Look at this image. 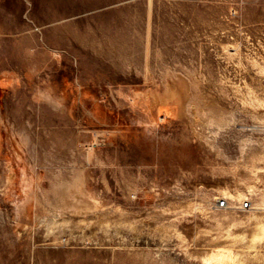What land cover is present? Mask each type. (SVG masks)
Listing matches in <instances>:
<instances>
[{"label": "rangeland", "instance_id": "obj_1", "mask_svg": "<svg viewBox=\"0 0 264 264\" xmlns=\"http://www.w3.org/2000/svg\"><path fill=\"white\" fill-rule=\"evenodd\" d=\"M255 99L264 0H0V264H264Z\"/></svg>", "mask_w": 264, "mask_h": 264}, {"label": "bare ground", "instance_id": "obj_2", "mask_svg": "<svg viewBox=\"0 0 264 264\" xmlns=\"http://www.w3.org/2000/svg\"><path fill=\"white\" fill-rule=\"evenodd\" d=\"M178 86V85H177ZM175 86L174 84L173 85H168V91H167V93H168V95L170 96V97H172V98H174V97H180V101H181V99H185V97H186V91H187V93H188V88L186 89L185 87V89H186V91H184V93H182L183 91H181L182 89H179L180 87L178 86ZM182 88V87H181ZM203 97V96H202ZM210 99H211V97H210ZM205 100H206V98H205ZM184 102V101H183ZM185 102H186V100H185ZM209 102V101H208ZM216 102V101H215ZM214 102V103H215ZM254 103L256 104V105H258V110H259V113L260 114H262V115H264V101H260V100H258V99H255L254 100ZM208 104H210V103H208ZM215 104H217V103H215ZM181 105V104H180ZM184 106H185V104H184ZM212 112V111H211ZM210 112V113H211ZM214 113V112H213ZM213 114H211L210 115V117L212 116ZM213 118V117H212ZM222 119H224V118H222ZM222 119H220V120H222ZM197 121V120H196ZM224 121V120H223ZM212 149V148H211ZM242 149L244 150L245 149V147H242ZM214 150V149H213ZM258 157V156H257ZM262 158V156H259V158ZM258 159V158H257ZM62 190H65V188H62V189H60V187H59V189H55V192L56 191H59V193H61V191ZM248 190H249V188H246V191H242V192H240V194H245V193H248ZM225 194H228V193H226V190H225ZM19 209H22L23 208V204H21L19 207H18ZM251 212H252V210H251ZM252 218H254V223H253V227H252V229L250 230V232H249V234H248V241H249V244L250 245H255L256 243H258V242H260V241H263L264 240V213H258V214H256V215H254V217H252ZM219 258V260H221L220 258L222 257L221 255H218V256H215V257H213V256H211V258ZM225 257V256H224ZM230 257H232L231 255H230ZM222 259H223V257H222Z\"/></svg>", "mask_w": 264, "mask_h": 264}, {"label": "built area", "instance_id": "obj_3", "mask_svg": "<svg viewBox=\"0 0 264 264\" xmlns=\"http://www.w3.org/2000/svg\"><path fill=\"white\" fill-rule=\"evenodd\" d=\"M250 206H251L250 202L240 203L239 204V209L247 210V209H250ZM218 207L220 209H224V210H227V209L231 208L230 203L227 200H224V199L219 200Z\"/></svg>", "mask_w": 264, "mask_h": 264}]
</instances>
